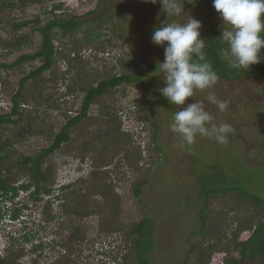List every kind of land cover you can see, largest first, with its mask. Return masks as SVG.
Here are the masks:
<instances>
[{"label":"rangeland","instance_id":"1","mask_svg":"<svg viewBox=\"0 0 264 264\" xmlns=\"http://www.w3.org/2000/svg\"><path fill=\"white\" fill-rule=\"evenodd\" d=\"M181 2L185 13L179 17H167L159 2L153 5L142 0H44L48 9L54 3L61 4L54 14L76 15L83 22L86 19L91 20L103 11L108 3L118 28H110V23H106L107 28H103V25L100 29L98 25L95 29L96 25L82 23L74 32L63 34L58 31L55 39L58 49L62 54L69 53L70 58H73L76 52L71 49L78 44L79 59H72L71 65L68 66L65 57L56 55L54 65L42 73L45 81L41 77L40 82L32 80L26 84V102L22 103L26 106L21 104L22 108L25 107L23 122L18 126L6 125L2 129L5 136L14 137L19 132L17 140L15 137L12 141L14 159L37 156L50 144L53 134L64 122L59 109L71 107L72 103L75 106L79 104L83 96L79 91L81 86L96 84L114 74L136 73L147 67L141 62L142 59L157 65L155 71L143 74L146 86L152 91L145 90L139 83L124 84L113 89L108 96L96 100L89 113L92 117H97L103 110L108 109L112 113V109L119 106V116L116 119L110 116L109 119L113 120L115 127L119 126L120 130L128 135L132 142L130 145L138 141L144 147L153 126L159 125L155 144L159 146L160 151L149 149L150 155L158 160L149 164L148 181L142 186L139 196L142 204L146 205L142 207L131 192L136 179L139 176V179L142 178L141 171L131 168L125 160L120 164L109 162L106 171L109 179L115 183L117 196L106 200L101 194L95 193L89 178L92 167L90 148L76 143L64 144L46 159L44 166L53 162V189H57L62 183L72 184L67 189H58L59 199H53L50 207L45 200L52 199L51 196H45L34 205L28 201L27 193L23 191L18 192L16 201H4L0 198V257L18 247L23 253L19 264H182L191 248L188 236L198 231L201 226L198 212L203 198L199 189L207 179H212L214 175L222 176L224 172L227 176L245 182L252 192L264 197L263 81L252 77L234 81L218 79L212 89L197 91L194 97L186 100V104L195 100L202 102L205 110L214 118L212 123H227L231 126L232 132L228 134L227 143L219 144L214 139L197 136L192 145H182L178 134L171 130L174 113L180 109L170 104L159 91L165 87L163 74L158 67V63L164 61V48L151 42L152 33L164 23L186 22L190 17L201 22L200 32L214 20L222 25L219 14L213 8V0ZM91 11L94 12L87 14ZM35 13H39L37 4L29 5L23 11L9 7L0 11V19L25 20ZM40 17L44 20L50 15L42 14ZM30 25L23 29L32 34L29 43L22 44L18 50L13 51L0 45V62L12 63L21 54L36 50L39 36L31 31ZM9 30V27L0 24V35L3 38H9ZM85 37L90 39L85 41ZM261 56L264 61V48L261 49ZM41 63V59H36L12 68H0V112L9 110L10 97L16 92L21 77ZM62 72H66L64 80L61 78ZM67 83H71L73 94L58 98L55 92L65 91ZM33 88L41 91L38 102L31 97L30 90ZM48 91L52 93L53 99L46 97ZM209 93L214 94L220 101H226L228 108L223 112L219 111L207 100ZM145 96L153 99L159 97L163 103L156 109L154 105L145 109L148 118L142 121L143 114L137 109L135 112L130 111V108L138 105ZM53 101L57 106H53ZM98 122L103 128L88 123L82 127V133H88V137L102 134L106 127L102 126V120ZM104 144L105 141L102 140L98 145L101 152L107 150ZM106 152L108 153V150ZM76 153L84 154L85 159L81 160ZM147 153L148 149L145 150V154ZM91 154L96 155L97 152ZM19 164H13L10 173V177L18 178L15 185L29 178L28 175L19 173ZM212 164L218 168L213 170L210 167ZM3 174L5 175V172ZM79 177H84L85 180L77 181ZM79 190L88 194V209L95 211L99 216L77 218L71 213L73 206L68 208V201L75 198L72 191ZM63 192L69 195L62 198ZM21 204L29 206L26 209L20 208L18 219H11L10 214L14 211L12 207H21ZM217 204L218 201H214L213 207L217 208ZM146 212L154 222L152 247L145 254L147 262L140 263L136 256L137 235L127 236L126 226L139 220ZM52 215L54 218H51ZM73 218L82 226L81 234L84 238L77 242L71 251L70 258L73 260L65 263L66 258L62 256L65 247L62 244L69 236V220ZM234 219L232 215H227V224L234 225ZM104 222L107 225L103 227ZM117 227L120 231H116ZM247 234V230L243 231L239 239L245 238ZM109 250L112 251L110 255L107 254ZM223 254V250L215 251L209 264L220 263ZM33 258L36 262L32 261ZM199 263L202 262L194 255L190 256V263L187 264ZM238 264L259 263L256 259L244 256Z\"/></svg>","mask_w":264,"mask_h":264},{"label":"trees","instance_id":"2","mask_svg":"<svg viewBox=\"0 0 264 264\" xmlns=\"http://www.w3.org/2000/svg\"><path fill=\"white\" fill-rule=\"evenodd\" d=\"M36 4L39 8V13H35L30 18L25 20H16L15 18L0 19V24L2 23V25L10 28L9 31L11 33L9 32L10 36L8 39L7 37L3 38L2 35H0V45L5 46L9 51L15 49L18 50L22 44L29 43L32 34L23 31V29L27 28L31 23V31L36 32L39 36L36 50L21 54L12 63L0 62V68H12L36 59L42 60V63L37 68L31 69L19 80L16 92L10 97L9 110L0 112V198L4 201H16L15 198L17 197L18 192L23 191L27 193L28 201L34 205L38 204L45 196L48 198L51 196L52 199L45 200V203L50 207V203H52L53 199H59L57 196L58 189H67L71 186L72 182L62 183L57 189H53V162L47 166H44V163L48 157L61 149L64 144L76 143L90 148L89 153L92 160V167L89 178L94 187L93 189L95 193L101 194L106 200L117 196L115 183L109 179L106 166L109 162L115 161L117 164H120L125 160L131 165V168L138 169V171H141L143 174L141 179H139V176L133 183L131 192L134 199L142 207H146V205L142 204L139 200V196L142 186L148 181L149 164L158 160L150 155L149 149L156 150L157 152L160 151L159 146L155 144L159 125L155 124L153 126L152 132L149 139L146 140V145L144 147H142L138 141L137 143L130 145L132 142L128 139V135L120 130L119 126L115 127L116 124L112 119H109L110 116L115 119L119 116V106L113 108L112 113L111 110H103L97 117H92L89 110L96 100L108 96L109 93L113 92V89L124 84L131 85L139 83L145 90L151 92L152 90L145 84L143 74L155 71L157 65L147 60H141V62L147 67L138 70L136 73L114 74L111 77L99 80L96 84L81 86L79 91L83 93V96L81 97L79 104L75 106L74 103H72L71 107L59 109V113L64 118V122L59 130L53 134L50 144L43 148L37 156H23L21 160L19 158L14 159L12 141L19 132L14 137L5 136L2 134V129L5 128L6 125L18 126L23 122L25 117V107L22 108L21 104L25 101L24 92L26 91V84L32 80L40 82L41 77H43L42 73L49 70L54 65L56 55L65 57L68 66L71 65L72 59H79L78 48L80 45L78 44L71 49V51L76 52L73 55V58H70L69 53L62 54V51L58 49L55 43L58 31L63 34L71 33L78 30L82 23L96 25L95 29L98 25L100 29H102L103 25H105L103 28H107L106 23H110V28H118L112 10L111 12L109 11L110 8L108 7V3H106V8L103 11L93 16L91 20L86 19L85 22L80 20V17H76V15L67 16L63 13L54 14V12L61 7V4L54 3L51 8L48 9L47 4H44V0H17V2H13L12 0H0V11L9 7L18 8L23 11L27 6ZM92 12L94 11L87 14H91ZM42 14H48L50 17L43 20L40 17ZM262 19H264V17H262ZM222 27L224 26L214 20L208 25V27L200 32L201 37L206 41L204 49L206 59L212 63L219 79L234 81L243 77H252L261 80L264 83L263 60H261L259 64L251 65L247 70H237L231 68L228 62L220 56V49L226 47V45L219 39L222 33ZM98 35H100L99 32ZM88 39L90 38H83L85 41H88ZM133 56H135L134 53ZM65 74L66 72H62L61 74L63 80L65 79ZM43 78L45 81L46 78ZM51 80L53 81V79ZM54 80L56 81V79ZM67 84L68 87L65 91L55 92L58 95V98L67 97L73 94L72 92L74 89L71 87V83ZM39 90L36 91L34 88L30 90L32 91L31 97L37 102L42 95ZM61 93L63 94L62 96ZM46 97L53 99V95L49 91L47 92ZM145 97L146 98L138 105L130 108V111L135 112L137 109L140 114H143V118H141L142 121H145L148 118V116L145 115V109L150 108L153 105L156 109L163 103L162 99L159 97L158 99H153L147 96ZM22 105L26 106L25 104ZM53 106H57V103L54 101ZM99 120H102V123H104L102 126L106 127L102 131V134L99 136L94 135V137H92L91 135L88 137V133H82V127L88 123H93L97 125V127L103 128L99 124ZM17 138L18 137H16L15 140H17ZM102 140L105 141L103 146L108 150V153L106 152L107 150L101 152V148L98 147ZM103 143L104 142H102V144ZM95 146H97V148H95ZM146 149H148L147 154H145ZM85 150L86 152L88 151L87 148ZM94 151L97 152L96 155L91 154ZM76 154H79L78 156L81 160H84L86 157L84 154ZM13 164H19V166H17L20 169L19 173L21 175H28L29 177L18 185H15V180L18 178L16 176L10 177ZM210 167L213 170L218 168L217 165L214 164ZM3 172H5V175ZM78 180H85V178L79 177L77 181ZM206 182H204L199 189V194L203 198L198 212L201 226L198 231L189 234L188 240L190 241L191 248L187 253V259L182 264L190 263V256L194 257V255L197 260L202 262L199 264H209L210 258L217 250L224 251L222 260L218 264H238L240 259L244 256L249 259H256L259 264H264V197L258 193L252 192L248 186L245 185V182L227 176L224 172H222V176L214 175L212 179H207ZM72 193H74L73 197L75 198L69 200V203L67 204L68 208L70 205L73 206L71 213L75 214L77 218L98 215L95 211L88 209L89 206L86 202L88 196L87 193L83 192V194L80 190L72 191ZM67 195H69V193L63 192L62 198H65ZM214 201H218L219 203L217 204V208L213 207ZM28 206L29 205L27 204H21V207L14 205L12 207L14 211L10 214V218L13 220L18 219L21 210L20 208L26 209ZM227 215H232L233 218H235L234 225L231 226L230 224H227ZM100 217L103 216L100 215ZM51 218H54V215H52ZM104 218L107 219L108 217ZM69 221L70 233L66 242L62 244V246L65 247V253L62 255L66 258L64 259L66 260L64 261L65 263L69 260L71 261V251H73L75 244L84 238L81 234L83 231L82 226L76 223L74 218ZM105 224V222L104 224L102 223V226L104 227ZM126 227H128L126 229L127 236L132 234L137 235L136 256L138 261L140 263H146L147 257L145 254L152 247L154 222L146 212V214H144L139 220L133 221ZM121 229L123 230V228ZM226 229L229 230L227 231ZM245 230L248 231L247 236L243 239H239L241 236L240 234ZM116 231H120L118 227L116 228ZM24 238L26 239L27 236L25 235ZM110 252L112 251H107V254L110 255ZM102 253H106V251H102ZM22 255V250L17 247L8 252L7 255L0 257V264H19V258ZM113 259H115V256H113ZM32 261L36 262V259L33 258Z\"/></svg>","mask_w":264,"mask_h":264},{"label":"clouds","instance_id":"3","mask_svg":"<svg viewBox=\"0 0 264 264\" xmlns=\"http://www.w3.org/2000/svg\"><path fill=\"white\" fill-rule=\"evenodd\" d=\"M142 2L153 5L159 2L167 17L185 13L181 0ZM213 8L224 26L219 39L226 47L220 49V56L237 70L259 64L264 48V0H213ZM201 27L200 21L190 17L186 22L164 23L151 36L154 45L164 48V61L158 63V67L165 87L159 91L170 104L180 109L174 113L170 127L178 134L182 145H192L197 136L225 144L232 132L227 123H212L214 118L202 102L195 100L186 104L197 91L212 89L219 79L212 63L206 59V41L201 37ZM207 100L221 112L228 108L226 101L218 100L212 93Z\"/></svg>","mask_w":264,"mask_h":264}]
</instances>
